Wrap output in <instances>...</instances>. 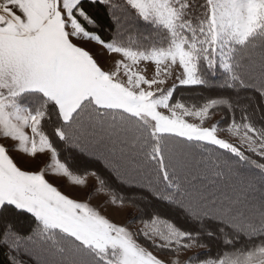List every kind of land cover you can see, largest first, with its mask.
Wrapping results in <instances>:
<instances>
[{
	"label": "snow or ice",
	"instance_id": "obj_1",
	"mask_svg": "<svg viewBox=\"0 0 264 264\" xmlns=\"http://www.w3.org/2000/svg\"><path fill=\"white\" fill-rule=\"evenodd\" d=\"M0 264H264V0H0Z\"/></svg>",
	"mask_w": 264,
	"mask_h": 264
},
{
	"label": "rangeland",
	"instance_id": "obj_2",
	"mask_svg": "<svg viewBox=\"0 0 264 264\" xmlns=\"http://www.w3.org/2000/svg\"><path fill=\"white\" fill-rule=\"evenodd\" d=\"M88 47H90L94 52H99L101 51V49L98 47V46H95V45H88ZM114 57H111L109 56L107 53H105L103 56L101 57H98V59L101 60L102 63H105V66H111V61ZM149 71H151V67L149 68ZM215 120H219L220 119V116L217 115L215 118ZM14 156H16V158L19 160L21 159V157L16 154V153H13ZM46 157H41L40 158V162H44L46 161ZM40 162H35V161H29V163L26 165L27 167H29L30 169L32 170H35L37 169L38 167H40ZM59 187H61V190L62 191H65L66 193L78 198V199H81L83 200L85 198V195H86V190H81L80 188H77V187H72L68 184V182L66 180H56L54 181ZM90 183H92L90 181ZM104 199H106V197L104 196H100L98 197L97 199L93 200L92 203L93 205H97L99 204L101 201H103ZM107 215L113 219L115 222L117 223H124L125 222V219H126V215L125 214H122V213H118L116 212L115 210L113 209H110L109 212L107 213ZM203 251V250H201ZM194 253L193 252H189L187 254H184L180 257V259L183 261V260H186L188 258V256H191L193 255Z\"/></svg>",
	"mask_w": 264,
	"mask_h": 264
},
{
	"label": "trees",
	"instance_id": "obj_3",
	"mask_svg": "<svg viewBox=\"0 0 264 264\" xmlns=\"http://www.w3.org/2000/svg\"><path fill=\"white\" fill-rule=\"evenodd\" d=\"M213 251H215V248L213 249Z\"/></svg>",
	"mask_w": 264,
	"mask_h": 264
}]
</instances>
